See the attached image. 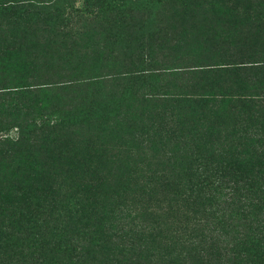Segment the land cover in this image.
<instances>
[{"label":"trees","instance_id":"obj_1","mask_svg":"<svg viewBox=\"0 0 264 264\" xmlns=\"http://www.w3.org/2000/svg\"><path fill=\"white\" fill-rule=\"evenodd\" d=\"M88 1L0 0V50L27 47L29 66L50 78L0 88L31 115L0 134L15 187L0 193V264H112L108 253L127 246L179 264L211 232L228 237L224 264H264V0ZM3 118L0 104V130ZM138 165L156 178L173 172L153 180L172 187L171 200L194 195L185 237L146 229L125 218L135 202L118 196L106 209L109 196L96 194L123 178L140 197L154 193ZM229 174L243 180L240 193Z\"/></svg>","mask_w":264,"mask_h":264},{"label":"rangeland","instance_id":"obj_2","mask_svg":"<svg viewBox=\"0 0 264 264\" xmlns=\"http://www.w3.org/2000/svg\"><path fill=\"white\" fill-rule=\"evenodd\" d=\"M84 1L85 0H66L65 3L68 5L74 4L75 6L84 4ZM92 2V0H89L88 4L85 5V7L90 5ZM109 2V0H103L101 4L103 6ZM7 16L8 13H0L1 19H6ZM164 46H167V43H165ZM26 48L27 47L19 49L18 46L11 44L3 50H0V88L28 89V87L30 88L32 86L41 85L42 83H47L50 81L48 73H46L49 69H47L46 67H42V70L41 68L34 69L29 66L27 59L28 49ZM178 50L180 52L179 56L182 55L181 57H183L187 51L186 49L180 48H178ZM227 51H229L228 48ZM163 52L168 54H174L173 51L167 49L163 50ZM189 52H192V54L197 53L193 49H191ZM159 53L160 50H157L155 52L157 58L160 59L161 57L159 56ZM183 62L186 61H182V64H188ZM188 62L191 63V61ZM165 64V66H169V62L166 61ZM172 65L173 64H171V66ZM35 72H41L42 74L39 77H31L32 75H34ZM52 81L55 80L53 79ZM214 93L216 92L212 91V93L210 94ZM11 97V94L1 92L0 90V104L3 110L4 117L3 129L0 130V134H9L13 136L15 134V125L18 124L20 121H27V119L30 118L31 115H18L17 110L11 107L10 105L12 101ZM202 131L203 128H201L199 132ZM206 131V133L213 131V127L209 131ZM181 134L183 135L184 139H191V136L189 134H185L184 131ZM158 153L161 152L158 151ZM250 165L251 164H248L244 168V171L246 172V174H248V176H250ZM139 167L140 165H138V167L135 169V176L140 181H144L150 185H154V193L150 194V191L146 188L144 192L145 194L140 197L138 196V190L134 188L133 182L127 183V181L123 178L120 180H103L102 186L97 185V189H95L96 194L101 196L105 193L109 196L107 198V202L105 203L106 209L111 208L113 203L117 202L118 196H120L126 204L135 202V209H132L134 210V213L130 212L129 215L125 217L126 219L133 215L137 220L138 224L146 229H149L148 226H155L156 224H158V226L162 228L161 231L164 232L166 235H169L170 233H183L185 237L188 233H190L189 228H191L190 224L193 222L192 220L194 218H197L194 217L195 214L192 212L195 207L194 200H192V198H194V195L191 196L192 198L186 197V194L188 192L186 190H182V193L179 196L177 195L175 200H171L170 198H172L173 196L172 187L159 186V184H154L153 180L158 179L161 183H165L171 180V174L173 172L170 170L162 172L164 176L168 177L167 179H163L161 176L156 178L150 175L151 171L154 169L153 166L150 165L147 168L142 169H140ZM11 170V163L0 157V193L7 192L10 195L11 193H13V190L15 188L14 183L12 181L6 180ZM231 171L232 170L228 172ZM132 178H134V176ZM93 183H100V179L98 177L94 178ZM243 183V180H237L235 175L234 177L232 174L226 176V186H234L236 184L235 188L238 193H240L239 186L243 185ZM232 197L236 196L232 194ZM11 199H13V197ZM134 199H136V201ZM227 201H229V199ZM128 207L134 208L130 206ZM100 213H102L104 217L103 220L107 222L109 216H107L103 212ZM200 229L201 231H203L201 226ZM204 234H206L207 236L204 240L202 248L190 250L187 254L182 256L179 264H218V261L219 263L224 264L223 259L228 254V249L226 248L228 237L225 238L223 235H217L215 234V232ZM87 243L88 242H85V244ZM125 249L126 250H124L122 254H117L114 252L113 254L108 253L109 257H113L115 260H118V262L113 261L112 264H152L148 262L147 258H140L136 256L137 252L133 251L132 246H127ZM70 255L72 254L70 253ZM159 255L160 254H157V256ZM97 257L98 259H100V261L103 259L100 254H98ZM78 260L79 258L71 257V259L69 260V264H81ZM154 262H157L158 264L166 263L165 261H161L159 258H156Z\"/></svg>","mask_w":264,"mask_h":264}]
</instances>
